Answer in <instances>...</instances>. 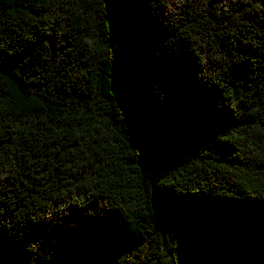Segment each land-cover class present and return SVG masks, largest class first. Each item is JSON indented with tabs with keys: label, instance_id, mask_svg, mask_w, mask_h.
Masks as SVG:
<instances>
[{
	"label": "trees",
	"instance_id": "1",
	"mask_svg": "<svg viewBox=\"0 0 264 264\" xmlns=\"http://www.w3.org/2000/svg\"><path fill=\"white\" fill-rule=\"evenodd\" d=\"M96 255L264 264V0H0V264Z\"/></svg>",
	"mask_w": 264,
	"mask_h": 264
},
{
	"label": "water",
	"instance_id": "2",
	"mask_svg": "<svg viewBox=\"0 0 264 264\" xmlns=\"http://www.w3.org/2000/svg\"><path fill=\"white\" fill-rule=\"evenodd\" d=\"M75 264H114L109 259L101 256H93L89 257L85 260H82L80 262H77Z\"/></svg>",
	"mask_w": 264,
	"mask_h": 264
},
{
	"label": "snow or ice",
	"instance_id": "3",
	"mask_svg": "<svg viewBox=\"0 0 264 264\" xmlns=\"http://www.w3.org/2000/svg\"><path fill=\"white\" fill-rule=\"evenodd\" d=\"M5 83H9L10 84V81H5Z\"/></svg>",
	"mask_w": 264,
	"mask_h": 264
}]
</instances>
